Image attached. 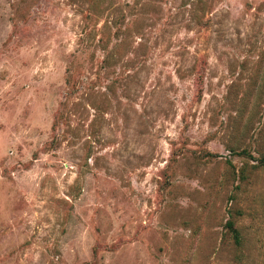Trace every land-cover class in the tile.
<instances>
[{
	"label": "rangeland",
	"instance_id": "1",
	"mask_svg": "<svg viewBox=\"0 0 264 264\" xmlns=\"http://www.w3.org/2000/svg\"><path fill=\"white\" fill-rule=\"evenodd\" d=\"M262 155L264 0H0V264H264Z\"/></svg>",
	"mask_w": 264,
	"mask_h": 264
},
{
	"label": "trees",
	"instance_id": "2",
	"mask_svg": "<svg viewBox=\"0 0 264 264\" xmlns=\"http://www.w3.org/2000/svg\"><path fill=\"white\" fill-rule=\"evenodd\" d=\"M259 160H260L259 161L260 165L264 166V155H262ZM225 225L228 228V230L230 231V233L232 234L235 243L239 244L240 243L239 232L236 229V227L234 226L233 222L231 220H227Z\"/></svg>",
	"mask_w": 264,
	"mask_h": 264
}]
</instances>
